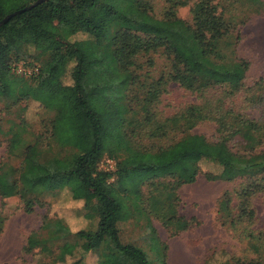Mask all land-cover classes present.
Here are the masks:
<instances>
[{
  "label": "trees",
  "instance_id": "16d2710c",
  "mask_svg": "<svg viewBox=\"0 0 264 264\" xmlns=\"http://www.w3.org/2000/svg\"><path fill=\"white\" fill-rule=\"evenodd\" d=\"M34 1L0 0V20ZM199 1L203 5L191 4L186 21L177 10L190 0H159V13L152 0H47L0 26V111L31 100L51 113L29 140L20 117L4 132L0 234L8 200L15 198L16 210L25 214L44 208L38 227L25 237L23 255L43 257L44 264L66 257L83 264L95 252L97 264H150L137 246L119 241L117 224L144 223L153 239L150 217L173 236L192 228L194 218L177 214V191L202 174L207 181L234 184L218 197L216 212L250 255L205 264H264V231L252 229V199L264 193V80L246 83L249 63L236 51L243 22H236L234 8L225 0ZM246 1L256 12L263 7ZM77 34L85 37L86 50L69 41ZM28 49L33 61L25 59ZM155 54L164 61L157 71ZM20 63L36 66V73H15ZM68 65L70 82L62 84L63 74H55ZM169 84L195 102L161 116L157 108ZM251 108L256 118L246 113ZM67 113L76 120L69 118L72 133L65 134L60 125ZM82 118L87 149L77 145L83 131L75 122ZM201 123L213 124L214 143L187 134ZM207 144L217 148L216 157L206 154ZM103 158L113 162L112 169H98ZM202 161L218 172L202 173ZM63 189L81 201L82 216L94 221L93 228L71 232L48 214L43 196Z\"/></svg>",
  "mask_w": 264,
  "mask_h": 264
},
{
  "label": "rangeland",
  "instance_id": "374dc122",
  "mask_svg": "<svg viewBox=\"0 0 264 264\" xmlns=\"http://www.w3.org/2000/svg\"><path fill=\"white\" fill-rule=\"evenodd\" d=\"M155 13L161 10L159 0H152ZM228 8L233 7L232 13L236 17L238 26L239 42L236 48L239 57L246 59L249 63L246 72V83L250 84L257 78L264 80V0L263 7L256 12L255 5L248 3L246 0H225ZM190 0L187 7L177 10V16L183 20L190 21L188 9L191 4L195 3V8L199 9L203 5V1ZM8 6H5V10ZM242 21V22H241ZM69 41L77 43L82 50L88 48V43L83 35L77 34L70 37ZM30 56L25 59L33 61L31 49L27 50ZM156 71L163 67L164 61L158 55H154ZM59 69L55 74V78L62 73V84H68L69 68ZM168 93L162 96L158 110L161 116L170 115L176 106L185 103L195 102L192 95L181 91L175 84H169ZM2 103L0 102V109ZM16 108L10 109L8 112L0 111L1 129L0 135V158L5 155V139L4 132L11 129V121H16L19 117L26 122V139L29 140L30 135L42 131L44 125L51 118V113L43 110L40 104L35 101L26 100L19 103ZM251 117L256 118L258 111L256 109H248ZM72 118L68 113L65 115L60 129L66 133H72ZM83 131L82 143L77 144L82 149L89 147L88 131L85 128L86 121L83 118L75 122ZM29 134V135H28ZM188 135L203 136L208 143H214V126L211 123H201L190 130ZM172 150L167 153L172 154ZM206 154L209 156L217 155V148L207 144ZM12 165H16L17 161H11ZM202 173H216L218 167L211 162L202 161L199 163ZM234 184H228L220 181H207L202 174L196 177L194 183L182 186L177 191L178 206L177 214L183 218H194L197 224L186 231L173 236L160 225V223L149 218L151 227L154 230L155 238L147 235L148 226L136 223L133 220L119 222L117 228L119 231V241L121 243L132 244L141 249L150 264H168V257L171 256L173 264H205L209 261L217 262V260H229L231 256L244 258L249 257L245 253V244L237 240L226 224H222V219L216 212V203L220 194L232 187ZM45 209L48 214L56 218H60L67 225L71 232L80 229H90L94 227V221H87L83 218L82 204L79 200H72L67 190L63 189L52 194L43 196ZM18 202L15 198L8 200L4 206V214L7 216L4 223L2 233L0 234V264H44L47 260L43 257L31 255H23L21 247L27 234L35 230L39 225L41 214L44 208H35L33 213L25 214L20 210H16ZM252 207L254 210L253 230L264 231V193L257 195L252 199ZM146 224L147 220L144 218ZM150 236V237H149ZM73 259L65 258L63 263L70 264ZM97 255L95 252L87 253L83 258V264H97Z\"/></svg>",
  "mask_w": 264,
  "mask_h": 264
},
{
  "label": "built area",
  "instance_id": "2783aa9c",
  "mask_svg": "<svg viewBox=\"0 0 264 264\" xmlns=\"http://www.w3.org/2000/svg\"><path fill=\"white\" fill-rule=\"evenodd\" d=\"M13 70L15 73L27 77L35 74L37 71V67L36 66L26 67L22 63H20L13 66ZM112 168H113V162L107 158L101 159L100 162L98 163V169L107 171L108 169H112Z\"/></svg>",
  "mask_w": 264,
  "mask_h": 264
},
{
  "label": "water",
  "instance_id": "95a60500",
  "mask_svg": "<svg viewBox=\"0 0 264 264\" xmlns=\"http://www.w3.org/2000/svg\"><path fill=\"white\" fill-rule=\"evenodd\" d=\"M47 0H35L31 5H29L28 7H25L21 10H17V11H13L12 13L10 14H7L6 16H4L1 20H0V26L3 25L10 17L14 16V15H17V14H20L22 11H26V10H29L31 7L33 6H36L40 3H43Z\"/></svg>",
  "mask_w": 264,
  "mask_h": 264
},
{
  "label": "crops",
  "instance_id": "0c3cea01",
  "mask_svg": "<svg viewBox=\"0 0 264 264\" xmlns=\"http://www.w3.org/2000/svg\"><path fill=\"white\" fill-rule=\"evenodd\" d=\"M168 264H173V263H172V260H171V256L168 257Z\"/></svg>",
  "mask_w": 264,
  "mask_h": 264
}]
</instances>
